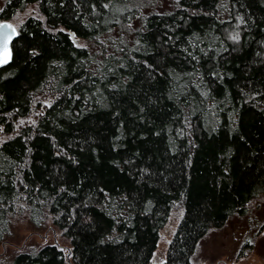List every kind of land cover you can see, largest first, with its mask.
Segmentation results:
<instances>
[{
    "label": "trees",
    "instance_id": "1",
    "mask_svg": "<svg viewBox=\"0 0 264 264\" xmlns=\"http://www.w3.org/2000/svg\"><path fill=\"white\" fill-rule=\"evenodd\" d=\"M2 6L20 22L0 70V243L22 217L70 245L13 264H155L176 207L162 264H191L264 197V0Z\"/></svg>",
    "mask_w": 264,
    "mask_h": 264
},
{
    "label": "rangeland",
    "instance_id": "2",
    "mask_svg": "<svg viewBox=\"0 0 264 264\" xmlns=\"http://www.w3.org/2000/svg\"><path fill=\"white\" fill-rule=\"evenodd\" d=\"M2 7L0 0V9ZM8 22L18 29V16L14 21ZM74 43L77 46L84 44L82 39H75ZM182 214V208H174L159 231V239L152 255L155 264L165 261L168 241ZM11 225L8 238L0 243V264H13L18 252L36 250L46 244L55 243L66 253L70 247L69 241L49 221L43 226L33 227L25 218L18 217ZM219 259L232 264H264V197L252 201L243 216L232 217L223 226L210 229L198 242L191 264H213Z\"/></svg>",
    "mask_w": 264,
    "mask_h": 264
},
{
    "label": "snow or ice",
    "instance_id": "3",
    "mask_svg": "<svg viewBox=\"0 0 264 264\" xmlns=\"http://www.w3.org/2000/svg\"><path fill=\"white\" fill-rule=\"evenodd\" d=\"M0 11H3L0 9ZM16 29L11 25L7 23H0V36H3V43L0 45V48H2L3 53L5 54L4 62H7V50H8V41L12 35H15Z\"/></svg>",
    "mask_w": 264,
    "mask_h": 264
},
{
    "label": "water",
    "instance_id": "4",
    "mask_svg": "<svg viewBox=\"0 0 264 264\" xmlns=\"http://www.w3.org/2000/svg\"><path fill=\"white\" fill-rule=\"evenodd\" d=\"M0 23H7V24H11L9 23L7 20H2L0 21ZM12 25V24H11ZM13 26V25H12ZM14 27V26H13ZM15 28V27H14ZM16 29V28H15ZM18 35V29H16V33L15 35H12L8 41V50H7V62H4V59H5V54L3 53V50L2 48H0V70L2 68H4L5 66H7L10 61H11V45H12V42L14 41V39L17 37ZM3 39L4 37L3 36H0V45H2L3 43Z\"/></svg>",
    "mask_w": 264,
    "mask_h": 264
},
{
    "label": "flooded vegetation",
    "instance_id": "5",
    "mask_svg": "<svg viewBox=\"0 0 264 264\" xmlns=\"http://www.w3.org/2000/svg\"><path fill=\"white\" fill-rule=\"evenodd\" d=\"M200 264H210V263H209V262H208V263H206V262H202V263H200ZM213 264H232V263H228V262H226V260H224V259H219V260L215 261V263H213Z\"/></svg>",
    "mask_w": 264,
    "mask_h": 264
}]
</instances>
